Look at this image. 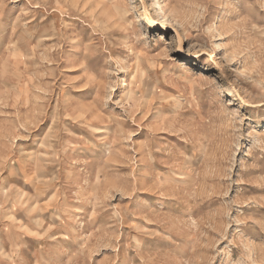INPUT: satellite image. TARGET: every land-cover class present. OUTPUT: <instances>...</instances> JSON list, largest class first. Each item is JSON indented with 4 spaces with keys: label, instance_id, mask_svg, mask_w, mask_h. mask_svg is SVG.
<instances>
[{
    "label": "rangeland",
    "instance_id": "obj_1",
    "mask_svg": "<svg viewBox=\"0 0 264 264\" xmlns=\"http://www.w3.org/2000/svg\"><path fill=\"white\" fill-rule=\"evenodd\" d=\"M0 264H264V0H0Z\"/></svg>",
    "mask_w": 264,
    "mask_h": 264
},
{
    "label": "bare ground",
    "instance_id": "obj_2",
    "mask_svg": "<svg viewBox=\"0 0 264 264\" xmlns=\"http://www.w3.org/2000/svg\"><path fill=\"white\" fill-rule=\"evenodd\" d=\"M162 20H163V23H162L161 26H162L163 29H165L166 26L169 24V18L167 16V14L164 15V17L162 18Z\"/></svg>",
    "mask_w": 264,
    "mask_h": 264
}]
</instances>
